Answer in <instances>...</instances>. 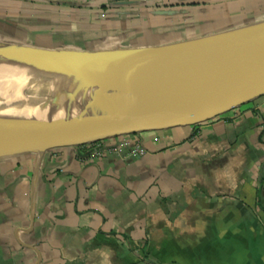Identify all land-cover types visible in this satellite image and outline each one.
I'll return each mask as SVG.
<instances>
[{"label": "crops", "instance_id": "obj_1", "mask_svg": "<svg viewBox=\"0 0 264 264\" xmlns=\"http://www.w3.org/2000/svg\"><path fill=\"white\" fill-rule=\"evenodd\" d=\"M262 27L264 0H0V63L12 64L25 49H203ZM58 75L27 84L20 97L50 108L120 111L112 91L93 80H84L81 98L54 100L47 86ZM122 143L119 154L92 156ZM136 143L143 156L129 155ZM37 258L264 264V96L193 126L0 158V264Z\"/></svg>", "mask_w": 264, "mask_h": 264}, {"label": "water", "instance_id": "obj_2", "mask_svg": "<svg viewBox=\"0 0 264 264\" xmlns=\"http://www.w3.org/2000/svg\"><path fill=\"white\" fill-rule=\"evenodd\" d=\"M221 42L217 47L207 45L203 49L186 43L115 53L20 51L18 57L35 56L38 68L50 70L47 76L68 72L80 80L95 81L122 66L133 65L137 66L134 73L144 72L153 79L192 76L200 80L198 86L204 87L193 93L199 94L193 101L175 99L168 105L100 113H31L22 100L0 95V158L23 151L44 152L139 132L193 126L264 96V27L244 39ZM215 79V83L209 82ZM111 91V105L123 100L136 104L145 101L139 93L115 96L114 91L120 90ZM9 109H16V113L7 112Z\"/></svg>", "mask_w": 264, "mask_h": 264}, {"label": "bare ground", "instance_id": "obj_3", "mask_svg": "<svg viewBox=\"0 0 264 264\" xmlns=\"http://www.w3.org/2000/svg\"><path fill=\"white\" fill-rule=\"evenodd\" d=\"M38 64L39 63L37 58L29 54L20 55L17 60L14 61L12 64L1 63L0 95L13 100H22V102L25 104V106L29 109L31 113H81L82 111H80L76 107H64L61 105H57L55 108L43 107L34 103L36 102L34 100L33 103L27 102L20 97L27 84L32 83L34 81H40L41 79L49 75L50 70L43 69L40 67L38 68ZM177 78L169 77L165 80L153 79L144 72L134 73V71L132 70L117 69L115 71H111L110 73H106V75L101 77L100 80H94L95 82L98 81L97 84L102 90L110 89L115 85V83H117L118 81H122L126 85V91L141 94L145 100L142 104H136L129 100H123L115 102L112 105V108L114 110H130L152 107L153 105H168V103H170L171 101H176L175 99H182L181 101L196 100L199 94L193 96V93L197 92L200 87H204V85L198 86V82H200V80L192 76H188L183 79ZM215 81L216 79L212 81L210 80L209 82L215 83ZM34 83L37 84L36 82ZM83 84V80H80L79 78L71 75L70 73L65 72L59 74L57 77H54L50 81L49 85L47 86V91L49 95L53 97L54 100L57 98L58 100H63L66 96H68L69 98L67 100H76L81 94L79 93V91L81 92L80 87ZM75 104L76 103L72 102L70 105L76 106ZM7 112L16 113V109H9Z\"/></svg>", "mask_w": 264, "mask_h": 264}, {"label": "built area", "instance_id": "obj_4", "mask_svg": "<svg viewBox=\"0 0 264 264\" xmlns=\"http://www.w3.org/2000/svg\"><path fill=\"white\" fill-rule=\"evenodd\" d=\"M125 143H122L120 144L119 146H114V147H106V148H101V149H97L96 151H94L92 153V156L93 157H101V156H104L106 154H119L121 149L123 147H125ZM145 154V151L144 149L140 146V144L136 143L134 145H132L130 147V150H129V155L130 156H133V157H139V156H143Z\"/></svg>", "mask_w": 264, "mask_h": 264}, {"label": "rangeland", "instance_id": "obj_5", "mask_svg": "<svg viewBox=\"0 0 264 264\" xmlns=\"http://www.w3.org/2000/svg\"><path fill=\"white\" fill-rule=\"evenodd\" d=\"M77 45H81V43H77ZM0 67H1V63H0ZM133 68H137V66L131 65V66H122L119 69H124V70H134ZM111 90H120V91H114L115 96H120V95H131L132 93H127L128 91H126V85L124 82L122 81H118L117 83H115V85L110 88ZM122 90V91H121ZM125 91V92H124ZM82 94H80L78 97L81 98ZM143 259H145V257H142ZM147 258V257H146ZM152 263L153 264H157L155 259H152Z\"/></svg>", "mask_w": 264, "mask_h": 264}]
</instances>
